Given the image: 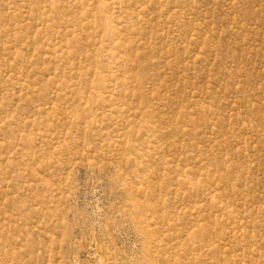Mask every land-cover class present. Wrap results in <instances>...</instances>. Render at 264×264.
<instances>
[{
    "label": "rangeland",
    "instance_id": "1",
    "mask_svg": "<svg viewBox=\"0 0 264 264\" xmlns=\"http://www.w3.org/2000/svg\"><path fill=\"white\" fill-rule=\"evenodd\" d=\"M0 264H264V0H0Z\"/></svg>",
    "mask_w": 264,
    "mask_h": 264
}]
</instances>
